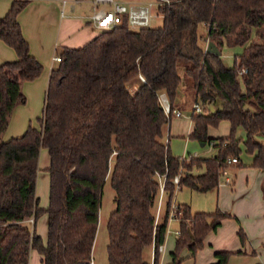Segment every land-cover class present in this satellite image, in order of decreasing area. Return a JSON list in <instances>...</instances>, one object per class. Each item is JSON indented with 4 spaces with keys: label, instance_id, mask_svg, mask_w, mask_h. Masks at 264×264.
<instances>
[{
    "label": "trees",
    "instance_id": "16d2710c",
    "mask_svg": "<svg viewBox=\"0 0 264 264\" xmlns=\"http://www.w3.org/2000/svg\"><path fill=\"white\" fill-rule=\"evenodd\" d=\"M29 1L12 0L0 16V39L17 56L0 63V136L14 106L26 100L22 82L35 79L43 68L29 53L17 19ZM159 1L160 26L133 30L124 15L120 24L100 30L83 45L60 48L49 72L39 128L29 124L20 136L0 140V264H28L31 250L43 264H92L106 181L115 203L106 221L107 264H149L144 256L148 246L158 264L175 174L179 186L216 187L218 170L231 165L227 157L238 154L236 127L244 131L246 151L254 153L251 164L264 168L262 145L255 138L264 136V0ZM207 42L219 55L205 50ZM223 45L242 47L231 67L220 60ZM134 80L137 87L131 91ZM161 92L171 109L198 102L201 111H190L187 137L209 142L212 156L181 161L171 153L164 138L170 116L159 100ZM219 120L228 122V134L208 137L207 126ZM41 148L49 157L46 208L39 207L35 195ZM198 168L203 171L191 173ZM44 213L45 239L35 230ZM229 217L218 209L190 212L176 205L178 230L169 264L179 263L183 247L193 254L204 236ZM236 235L242 244L240 228ZM241 252L215 251L208 264H225L230 254Z\"/></svg>",
    "mask_w": 264,
    "mask_h": 264
},
{
    "label": "rangeland",
    "instance_id": "374dc122",
    "mask_svg": "<svg viewBox=\"0 0 264 264\" xmlns=\"http://www.w3.org/2000/svg\"><path fill=\"white\" fill-rule=\"evenodd\" d=\"M155 1V0H149ZM162 17L158 14L151 20L150 26H160ZM254 39V36H251ZM59 48L55 51L59 53ZM242 50L241 46L227 47L223 45L220 49V60L226 67H231L234 56ZM23 83V82H22ZM136 80L130 82L129 89L134 91ZM22 85V84H21ZM47 86V85H46ZM22 91V89H21ZM24 94V91H22ZM25 98L26 95L24 94ZM44 95H40L38 91L29 94L28 100L23 103L27 106L31 119L28 121L33 127L39 128L38 118L42 115ZM18 105V104H17ZM13 110V109H12ZM180 117L170 116V120L165 127L164 138L168 139V146L171 153L178 159L181 155L191 158H206L212 156L213 149L209 142L199 145V142L188 138V130L190 127V105L187 104L181 109ZM27 128V126H26ZM229 132V124L226 120H219L215 126H207L206 135L216 138L226 136ZM234 137L237 140L238 147V164H231L226 167V175H218L217 185L206 191H199L188 186H179L177 190L174 187L171 202L175 205L184 204L189 207L190 212H213L218 209L222 212L234 214L239 219L242 231L246 235L247 241L245 246L254 251L253 254H230L225 264H264V172L251 164L253 154L246 151L244 141V131L241 127H236ZM2 135V134H1ZM17 136V135H16ZM0 140L2 136H0ZM262 145L264 155V136L258 139ZM47 151V150H46ZM47 153V152H46ZM192 155V156H190ZM195 155V156H193ZM182 172V169L180 170ZM203 168L192 169V174L201 173ZM36 180V197L41 208L48 205V188H47V166H39ZM46 175L45 178H43ZM225 176L226 181H225ZM39 177V178H38ZM114 191L106 181L103 185L100 206L99 220L95 235V241L92 250V259L95 264H107V242L108 233L106 221L109 213L115 208L113 201ZM165 201V196H163ZM163 206V205H162ZM47 219L44 213L37 219V230L39 222ZM44 222V221H43ZM177 221L172 217L167 218L166 232L163 244L160 247L158 255V264H167L169 262L168 252L173 249L176 230H178ZM38 232V231H36ZM46 235V231H45ZM44 235V236H45ZM229 243V242H228ZM36 254L38 252L34 251ZM206 250L201 245L191 254L187 248L183 247L178 251V257H181L178 264H199L202 254L205 255ZM144 256L149 264L152 263L153 249L148 246L145 249ZM169 264V263H168Z\"/></svg>",
    "mask_w": 264,
    "mask_h": 264
},
{
    "label": "crops",
    "instance_id": "0c3cea01",
    "mask_svg": "<svg viewBox=\"0 0 264 264\" xmlns=\"http://www.w3.org/2000/svg\"><path fill=\"white\" fill-rule=\"evenodd\" d=\"M120 1L143 2L147 0ZM11 2L12 0H0V16H3L6 13V11L10 7ZM93 8L94 6L91 0H81L78 3L75 2V0H65V2H63V0H30L28 4L18 13L17 19L20 24L22 34L29 44V53L34 58H36L43 66L42 72L38 77L30 81H24L21 85V89L22 91H24L27 100L29 94H33L35 93V91H38L40 95L45 94L50 69L56 63V61L53 60V56L57 55L55 51L58 48L79 47L93 38L100 31L88 22V18L92 13ZM16 58L17 56L14 49L0 39V63L5 61H12ZM133 87L135 89L137 87V84H135ZM176 109L179 110L178 108ZM30 119L31 115L29 114L28 108L25 104L15 105L10 114L8 125L1 135L2 139L5 141L9 138L20 136L25 131L26 126L29 125L28 121ZM190 130L191 122L188 133L190 132ZM260 137L263 136L257 135L255 138L258 141ZM199 145L202 146L203 144ZM46 152L47 151L45 148L40 149L38 155L39 166H48L49 157L48 153ZM259 170L264 172V168H259ZM37 174L39 176L38 171ZM222 175H226V173L224 172ZM45 177L46 175L43 178ZM226 177L227 176H225V181L227 180ZM46 178L48 188L49 176H47ZM178 189H180V187ZM172 204L176 206L174 203ZM226 213H228L230 217L223 218L220 221L219 225L215 228V230L208 232L204 236L202 240V246L206 250V253L205 255L202 254L200 256L199 264H208L212 262L214 260L213 253L219 250H240L242 251L240 255L254 253L252 249H249L247 246H245L247 238L241 229L237 216L229 212ZM43 221L39 222L38 230L36 228V222L35 230L38 231L37 233L43 239H45V217ZM238 228H240V230L244 234V241L242 244L239 242L236 235V230ZM174 234L175 236L177 235V230ZM34 251L36 250H31L29 253L28 264H43L41 255L36 254ZM170 252L171 250L168 252V255L170 254ZM179 258L181 259V257ZM95 263L96 262L92 259V264Z\"/></svg>",
    "mask_w": 264,
    "mask_h": 264
},
{
    "label": "built area",
    "instance_id": "2783aa9c",
    "mask_svg": "<svg viewBox=\"0 0 264 264\" xmlns=\"http://www.w3.org/2000/svg\"><path fill=\"white\" fill-rule=\"evenodd\" d=\"M81 0H75V2H80ZM93 3V11L88 18L89 24L96 27L98 30L109 29L113 26L120 24L123 16H126L127 24L130 29L137 30L140 28L149 27L151 20L158 15L157 6L160 3L159 0L155 1H143V2H124L120 0H91ZM65 2V0H63ZM53 60L58 61L59 56L54 55ZM139 79L142 82H145V79L142 75H138ZM159 100L163 107L166 116H181V111L177 109H171L169 103L165 97V93H159ZM191 112L201 111L200 105L198 102H194L190 107ZM188 159V156L181 155L179 160L185 161ZM227 164H234L237 162V156L227 157ZM225 172L224 169L218 170V175H222ZM179 173L175 174L171 178V182L174 184L175 189L179 187L178 184ZM165 183V175L159 176V197L158 204L156 208V219L159 214L161 196ZM175 206L171 203L168 217L174 218ZM160 247L158 250H160ZM153 264V257L152 263Z\"/></svg>",
    "mask_w": 264,
    "mask_h": 264
},
{
    "label": "water",
    "instance_id": "95a60500",
    "mask_svg": "<svg viewBox=\"0 0 264 264\" xmlns=\"http://www.w3.org/2000/svg\"><path fill=\"white\" fill-rule=\"evenodd\" d=\"M205 50L207 52H211L215 55H219V51L218 49L215 47V45L211 42H207L206 45H205Z\"/></svg>",
    "mask_w": 264,
    "mask_h": 264
}]
</instances>
